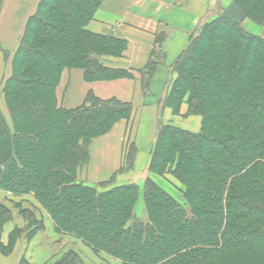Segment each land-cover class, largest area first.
<instances>
[{
    "label": "trees",
    "instance_id": "1",
    "mask_svg": "<svg viewBox=\"0 0 264 264\" xmlns=\"http://www.w3.org/2000/svg\"><path fill=\"white\" fill-rule=\"evenodd\" d=\"M104 1L41 0L13 55L4 51L11 70L0 88V191L33 195L58 234L120 264H264V37L243 25L264 28V0H231L244 21L205 23L172 65L176 78L159 105L177 112L186 102L202 130L159 120L150 171L175 180L180 199L151 178L143 188L119 185L116 176L96 186L78 179L92 143L133 113L130 104L92 93L76 109L58 103L64 70H83L87 82L131 76L102 61L122 57L127 42L87 29ZM166 40L164 32L156 36L141 72L145 95L166 60ZM137 152L131 144L119 173L133 169ZM22 211L27 226H16L5 245L13 212L0 202L1 253L10 254L23 234L29 242L45 231L35 210ZM45 264H86V257L73 246Z\"/></svg>",
    "mask_w": 264,
    "mask_h": 264
},
{
    "label": "crops",
    "instance_id": "2",
    "mask_svg": "<svg viewBox=\"0 0 264 264\" xmlns=\"http://www.w3.org/2000/svg\"><path fill=\"white\" fill-rule=\"evenodd\" d=\"M40 1H4L0 15L1 64L5 62L4 51L13 55L28 19L35 13ZM219 16L237 22L245 20L242 11L231 0L104 1L87 29L94 34L109 35L127 42L122 57H104L102 61L106 67L126 71L131 76L111 81L87 82L83 70H64L57 88L58 103L65 109H76L92 93L103 101L117 100L130 104L133 106V113L130 119L116 123L107 134L92 143L89 162L78 174L80 182L96 186L109 182L116 176L119 185L135 184L143 188L146 180L151 178L175 197L180 190L175 180L156 176L150 171L159 120L164 125L198 134L202 130V117L188 115L186 102L175 112L170 107L159 105V101L164 102L171 90L176 78L172 65L187 47L191 35ZM162 32L167 34L163 45L166 60L154 76L151 93L145 95L141 72L150 61L156 36ZM133 143L138 149L134 167L130 171L119 173ZM142 202L139 200L137 204L139 216L143 213ZM39 212L45 231L27 242L25 255L30 263L45 264L60 257L69 243H75L81 249L84 247L80 240L58 234L51 217L41 208ZM13 229L14 224L6 225L2 238L5 245ZM86 252L93 260L95 255L90 250Z\"/></svg>",
    "mask_w": 264,
    "mask_h": 264
},
{
    "label": "rangeland",
    "instance_id": "3",
    "mask_svg": "<svg viewBox=\"0 0 264 264\" xmlns=\"http://www.w3.org/2000/svg\"><path fill=\"white\" fill-rule=\"evenodd\" d=\"M2 8H3V6H2ZM243 25L247 29L248 32H250L254 35H257V36L264 37V28L263 27L258 26V25L252 23L251 21H249L247 19H245V22ZM189 42H190V38H189L188 44H189ZM4 60H5V62H3L2 64L0 63V88H2L4 81L9 77L10 70H11L10 60H7L5 55H4ZM2 109H3L5 114H8L4 108V104H2ZM175 198L180 199V192L179 191L176 192ZM0 202L12 210L13 220L10 223L14 224V228L16 226L21 227V228L22 227L26 228L27 221L25 218V214L22 211L24 209H28L30 212L32 210H35V213L38 216H40L39 210L42 206H40V204L35 200L33 195L17 197V196H14L12 194H8V193H5L3 191H0ZM140 202H142V201L140 200ZM41 209H43V208H41ZM19 212H22L23 216L21 214H19ZM27 238H28V236L25 233L20 237L19 240L17 239L16 243L14 245V248L10 254L7 255V254L0 252V264H26L27 263V258H26L27 255H25V250H26V245L28 242ZM67 240H70V239H67ZM75 240H77V239H75ZM77 242H78V244H80V246H82V244L79 241H77ZM73 246L77 247L78 249L81 250L83 255L86 257V264H120V262L113 260L111 258H108L106 256L104 258L95 256V257H93V260H92V258L86 252V250H90V249L88 247H85L84 245H83L84 247H82V249H81L75 243H69L68 245H66L65 249H63L62 252L60 253V256L67 249H69Z\"/></svg>",
    "mask_w": 264,
    "mask_h": 264
}]
</instances>
